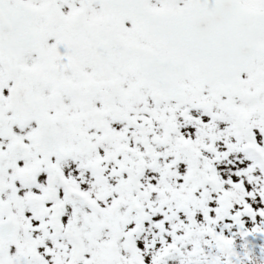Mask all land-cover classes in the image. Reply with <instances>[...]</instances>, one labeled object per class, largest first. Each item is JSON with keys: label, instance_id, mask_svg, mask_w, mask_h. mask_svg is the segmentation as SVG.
I'll return each mask as SVG.
<instances>
[{"label": "snow or ice", "instance_id": "6c2138e0", "mask_svg": "<svg viewBox=\"0 0 264 264\" xmlns=\"http://www.w3.org/2000/svg\"><path fill=\"white\" fill-rule=\"evenodd\" d=\"M0 264H264V0H0Z\"/></svg>", "mask_w": 264, "mask_h": 264}]
</instances>
